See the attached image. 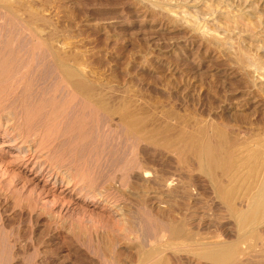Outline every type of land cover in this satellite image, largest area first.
Wrapping results in <instances>:
<instances>
[{
    "label": "rangeland",
    "instance_id": "obj_1",
    "mask_svg": "<svg viewBox=\"0 0 264 264\" xmlns=\"http://www.w3.org/2000/svg\"><path fill=\"white\" fill-rule=\"evenodd\" d=\"M11 2L21 9L22 17L33 23L43 39L61 45L56 44L61 53L87 60L89 77L101 82L111 108L116 101V109L129 112L134 109L133 113L137 112L135 115L140 117L143 124L146 123V130H153L155 136L160 134L159 130L163 127L164 132L166 126L169 131L164 133L162 130V141L159 135L156 136L159 138L158 149H153L157 150L156 154L151 151L154 157L150 154L151 147L148 149L140 144L137 148L143 150L141 154L135 148L137 154L133 152L129 161L137 158L131 161L136 162V166L132 164L127 170L123 164L118 166L122 163L119 156L127 160L128 157H123L121 147H117L122 144L120 138L116 140L119 134L114 132L119 129L116 120L103 118L105 126L97 127L94 134V125L91 127L94 131L91 130L90 134L85 130L89 121L93 123L92 117L88 123L77 120V124H72V129L78 126L77 131L70 132L78 145L61 143L63 147L57 148L59 151L54 159L69 157L70 161L78 164L85 159L83 155H88L86 159L90 157L92 169L89 174L97 186L92 192L94 194L97 189L100 193L99 198L96 197L97 202L92 203H85L78 192L72 194L64 190V184L52 187L51 182L45 183L44 177L34 176L39 166L29 170L33 161L24 167L13 160L15 151L0 147V264H136L138 261V264H212L194 257L191 252L175 244H169L167 233L160 235V232H151V228H144L142 222L147 216L157 217V220L166 223V220H172L176 211H180V215H187H184L185 220H175H180L176 222L180 227L178 236L186 237L189 232L192 236L194 233H201L204 237L219 236L217 239L222 241L236 238L230 224L232 221L218 216L219 211L213 205L212 211L216 210L215 221L218 225L214 218L210 221L203 219L200 223L187 218V195L202 187V183L200 185L195 179L192 180L191 175V179H188V174L197 175L194 170L190 172L194 165L189 168L185 166L189 170L182 168L188 171L187 174L181 167L186 165V158L190 157L191 161L188 145L193 136L198 137L197 132L202 127L207 126L206 129L211 132L216 125L222 127L227 138L238 135L239 130V134L249 131L252 134L247 132L248 136L258 133L264 138V0ZM169 10L177 12L176 16L179 17L171 16ZM188 19L199 22V25L201 23L202 31L218 33L223 42L216 43L208 33L206 35V31L204 36L203 32L193 31L187 23ZM106 119L110 121L107 124ZM79 129H84L80 131L84 134L81 133L83 138L78 136L81 135ZM86 133L89 134L87 143ZM244 133L239 137H246ZM165 143L170 147L177 143L175 146L184 150L179 152L180 155L184 152L186 158L184 156V160H181L179 150H174V145L171 149L166 145V150ZM140 146L148 152L145 150L144 153ZM117 149L118 158L114 155ZM143 153L147 156H143ZM140 158L144 161L142 159L138 164ZM177 160L184 163L179 164ZM114 161L119 163L115 165ZM189 162L187 165H190ZM124 167L128 172H124ZM178 167L186 176L181 174ZM130 170H134V175ZM140 173L146 174L147 178L141 175L139 178ZM153 178L156 181L160 178L161 186L164 178L171 179L170 187L159 186V181L158 186L156 181V185L152 184ZM240 185L238 187L242 189L243 184ZM240 188L234 191L235 197L240 196ZM157 205L159 207H155ZM141 213L145 216H141ZM260 224L258 221L255 226L258 233L256 242L253 241L256 250L254 246L249 250L247 244L240 243L242 247L239 245L241 250L237 248V262L231 264H264V221ZM150 249H156L154 257L143 263L142 256Z\"/></svg>",
    "mask_w": 264,
    "mask_h": 264
},
{
    "label": "bare ground",
    "instance_id": "obj_2",
    "mask_svg": "<svg viewBox=\"0 0 264 264\" xmlns=\"http://www.w3.org/2000/svg\"><path fill=\"white\" fill-rule=\"evenodd\" d=\"M20 10L21 9L14 5L11 0H0V147H8V149L15 151V154L12 156L13 160L16 163L19 162L24 167L27 166L29 162L33 161V164L29 166V170L35 166H39L34 176L44 177V182H51L52 187L64 184V190H68V192H72V194L78 192L79 195L84 198L83 200L85 203L97 202L96 197L98 196L99 198L100 193L97 189V192L95 190L94 194L92 192L96 185H94L95 179H92V175L89 174L92 167L90 169L91 161L90 157L89 159L88 157L86 159V152V155H83L82 157L84 158L85 156V159H82V161L77 159L78 162L80 161L78 164L77 162L74 163L72 160L70 161L69 157L60 160L54 159L57 155V148L62 146L61 143L65 144L70 142L71 144L74 143L73 146L78 145L76 144L77 142H74L75 137L73 138L72 134H70V132L75 130L77 126H75V129H72V124L74 126L77 120L88 123L92 117L93 120L91 121H93V123L91 122L90 124L89 121V123L86 124V126L84 124V126L86 127L85 130H88L89 133L94 131V129H91V127H93L92 125H94L95 132H92L94 134L96 133V128L102 126L103 118L109 117L114 121L116 120L115 124L119 127L120 131H118L119 129L117 128L114 132L119 133L116 136V140L117 138H120L119 142L122 144L121 146L117 145V147H121L122 150L119 149L124 155L122 156L125 157L126 155L128 160L127 158H123V160L121 159L122 157L120 158L119 156V162L121 161L122 163L118 164L119 162L116 163V161H114V163L115 165L118 164V166L122 164L123 166H127V170H129V168L132 167L131 165L134 164V162L131 161L137 159L132 158V160L129 161L130 157H133L134 155L133 152H136L135 148L138 150L140 144H143L148 149L151 147L152 149H149L150 154L151 151L156 154L157 150L153 151V149L157 148V140L159 141V138H161L162 135L161 132L162 130L164 132L165 129H163L164 127L162 129L160 128L161 130L159 131L161 132L160 134H158L159 132L157 133L159 135V138L157 139L156 136L158 135L155 136L153 130L151 132L146 130V123L144 122V125L140 117L135 115L137 112L135 114L133 113V111H135L134 109H132L133 111L131 112L126 111V109H116L117 106L114 108V103L116 101L111 108L109 106L111 104H108L106 101V94H104V91L101 88V82L99 80L93 81L90 79L87 70V60L82 57L78 58L67 53H61L58 49L61 45L56 43V41L43 39L33 23L22 17ZM168 13L171 16L174 15V17L177 15V12H170V10ZM231 15L233 14H230L229 16ZM187 23L191 26L193 31L195 30L197 33L203 32V36L205 31L206 35L209 32H207V30L202 31V27L200 26L202 24L200 23L199 25V22L197 23L193 19H188ZM208 34L212 40L217 41L216 43H222L224 40L218 35V33L215 34L210 32ZM123 105H125V103ZM127 107L129 109V106ZM105 122L107 124V122L110 121L109 119H106ZM79 124L83 125L82 123ZM152 124L153 123H151V125ZM103 125L105 126V124ZM159 125H157L158 128ZM155 126L156 125H154V128ZM165 128L166 131H169L167 130V126ZM206 128L202 127V130H197L200 132L199 134L197 132L198 137L193 136L192 139L189 138L191 140L188 145V147H190L191 161L189 160L190 157L186 158L184 152L180 155L182 149L179 150L180 146L176 147L175 144L177 145V143H173L176 147L174 150H179L178 153L180 152L178 155L182 157L181 160H184V156L186 160H188H185L186 165H182L184 167H181V170H184L182 168L189 170V166L191 167V165H194L193 169H190V172L191 170H194L197 175L193 176L192 173L188 175H191L192 180L195 179L194 181H198L200 185L202 183V187H200L198 183L192 181L199 187L196 188V186H194L196 189L194 188L195 191L191 194L190 192H185L188 193L187 199L189 200V204L186 207V210L189 211L187 218H192L196 223H200L203 219L210 221L214 218L213 220L215 221L216 210L214 212L212 211L213 205L215 209L219 211V214H217L218 216L220 215L221 218H226L232 221L230 224L232 225L231 227H233L232 231L236 232V238L230 241H222L217 239L219 236L217 237L213 235L211 237L209 235L210 237H204L203 234L200 235L201 233H194L192 236L189 235V232L188 236H186L189 238L182 237V235L178 236L180 233V227L176 222L179 223L180 220L176 222L175 220L177 218L185 220V216L187 215H180V211H176V213L173 214L175 216H172V220H166V223L157 220V217L156 219L154 217L147 218V216L143 214L146 218H144L142 224L144 228L150 227L151 232L154 230L160 232V235L164 232L167 233L169 235V244H175L179 248H182V250L191 252L196 258H202L212 264H231L234 261L237 262L236 253L239 251L237 248L240 243H243L242 245L247 244V249L249 250L253 249V246L255 245L253 241L258 238V233L256 231L257 227L255 228L256 223L259 221V223L261 222L262 224L264 221V138L258 135V133L257 135L254 134L253 136H248L249 134H252V132L250 133L249 131L239 134V129L238 135L233 134V137L230 135L231 138H227L228 135L226 137L221 130L222 127L218 128L216 125L215 130H212V132ZM100 129L105 130L101 127ZM81 130L79 129L78 133H80ZM236 132L237 131L235 130V133ZM247 132L249 134H247ZM81 133L83 134V132ZM100 133L99 131L97 132L99 135ZM182 133H184V131H182ZM243 133L247 136L239 137V135L241 136ZM82 134L78 136L82 137ZM89 134L85 136V143L89 140ZM97 134L96 136H98ZM73 136H75V134ZM169 140L171 141V138ZM187 140L188 138L186 139V142ZM160 141H162V138ZM81 142L79 141V143ZM175 142L177 141L175 140ZM85 143H83L82 146H84ZM163 143L164 142H162V145ZM168 143L170 144V142ZM168 143H165V148ZM71 144L70 147L72 146ZM173 145L171 146L172 148L174 147ZM168 147L170 146L167 145V148ZM143 149L145 153V150L147 149ZM86 150H88V148ZM160 150H162V148ZM89 151L90 150H88L87 153L90 154ZM117 151L115 152L116 154L113 153L116 157L119 153L118 149ZM139 151L141 154L143 150L141 151L140 149L138 152ZM73 152L71 154H73ZM146 152H148V150ZM164 152L166 151L164 150ZM187 152L189 151L187 150ZM128 154L130 156H127ZM136 154L135 156H137ZM49 156H52V159L49 158ZM143 156L147 155L144 154ZM116 157L115 159L118 160V157ZM148 157L151 158V156ZM152 157H154V155H152ZM142 159L140 158L138 164ZM146 159L149 160L148 158ZM93 160L94 159H92V162ZM179 161V164L184 163V161H182V163ZM188 162L190 165H187ZM138 164L137 167L140 169ZM126 168L124 167L125 170ZM138 168H135V171L139 172ZM119 170H121V168ZM119 170L117 169L116 171L118 172ZM127 170L124 172H128ZM178 170H180L179 167ZM132 171L130 170L131 173ZM184 172L181 171V174L188 173V171ZM132 174L134 175V173ZM88 175H91V177H88ZM140 175L141 173L139 174V178ZM141 176L142 178H147L146 174H142ZM191 176L188 178L189 180L191 179ZM160 177H162L161 173ZM155 179L152 184L155 183ZM169 180L171 181V179ZM169 180L164 178V187L170 184ZM158 181L160 183V178L156 183ZM156 183L154 185H156ZM159 183H157V186ZM161 183L159 186H161ZM241 183L243 184L242 189L240 188ZM101 185L104 184L101 183ZM168 187H170V185ZM238 188L242 191L240 192V196L235 197L234 191H238ZM155 207L159 206L157 205ZM151 208L154 209V206H151ZM182 212L184 211H181V213ZM156 214L158 213L156 212ZM143 215L141 213V216ZM152 216L154 215L152 214ZM182 224H184V222H182ZM216 224L218 225V223ZM179 225L181 226V224ZM128 228H130V226H128ZM160 239L161 238L159 237L158 240ZM242 245L240 246L242 247ZM255 247L256 246H254V249ZM238 249H240V247ZM155 251L156 249H150L148 252H144L142 256L143 263L144 261L153 258Z\"/></svg>",
    "mask_w": 264,
    "mask_h": 264
}]
</instances>
